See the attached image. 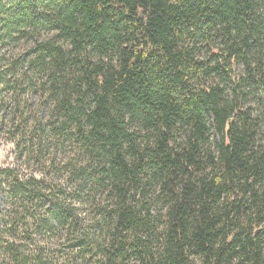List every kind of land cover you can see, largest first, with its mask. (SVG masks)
Returning <instances> with one entry per match:
<instances>
[{
	"label": "trees",
	"instance_id": "16d2710c",
	"mask_svg": "<svg viewBox=\"0 0 264 264\" xmlns=\"http://www.w3.org/2000/svg\"><path fill=\"white\" fill-rule=\"evenodd\" d=\"M4 41L52 153L0 168V264H264V0H0Z\"/></svg>",
	"mask_w": 264,
	"mask_h": 264
},
{
	"label": "rangeland",
	"instance_id": "374dc122",
	"mask_svg": "<svg viewBox=\"0 0 264 264\" xmlns=\"http://www.w3.org/2000/svg\"><path fill=\"white\" fill-rule=\"evenodd\" d=\"M27 44L28 43H25L24 41H19L17 43L4 41L1 43L0 57L5 59L0 60V66L5 62H8L10 58L18 59L25 52ZM15 78H17V75H15ZM21 82L19 88L23 87V81ZM19 91L22 90L20 89ZM0 99H3L4 104H6L5 106L0 107V168H15V171L18 172L19 175L33 174L34 176H38L39 168H48L45 166L43 167V161H45L52 153L50 147H48L41 155H36L35 153V155H30V157H28L29 155L27 153L29 150L22 147V144H20L21 150H17L14 140L11 139L13 137L11 133H18L16 126L21 122L22 115L30 118L36 116L37 118H44L47 115V112L40 107L38 99L31 95L29 90H27L25 94H21L19 97L15 98V96L13 97L10 93L6 94L0 89ZM18 102L20 104V109L17 112ZM25 104H28L29 106H24ZM60 161V158H57L56 162L58 163ZM7 208L8 205H6L0 194V216L6 212Z\"/></svg>",
	"mask_w": 264,
	"mask_h": 264
}]
</instances>
